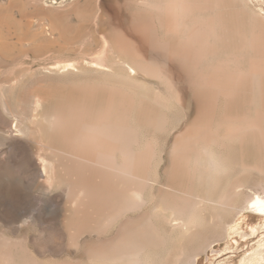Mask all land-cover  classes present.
<instances>
[{"label":"rangeland","instance_id":"rangeland-1","mask_svg":"<svg viewBox=\"0 0 264 264\" xmlns=\"http://www.w3.org/2000/svg\"><path fill=\"white\" fill-rule=\"evenodd\" d=\"M176 1L0 0V264H193L264 193V0Z\"/></svg>","mask_w":264,"mask_h":264},{"label":"bare ground","instance_id":"bare-ground-1","mask_svg":"<svg viewBox=\"0 0 264 264\" xmlns=\"http://www.w3.org/2000/svg\"><path fill=\"white\" fill-rule=\"evenodd\" d=\"M189 0H184V2L181 1H176L175 3H172V7L175 10L174 13H176L177 11H186L188 13V9L190 11V9L192 10L191 13H193V5H195L196 3L198 4V0H194L189 1ZM206 1V0H205ZM130 3V2H129ZM191 3L193 5H191ZM168 5V4H166ZM190 5L192 8H190ZM114 6V5H113ZM196 6V5H195ZM115 7V6H114ZM117 13H119V10H121L123 8V4L120 5L118 4L117 6ZM171 7V8H172ZM201 7V6H200ZM169 8V7H168ZM172 9V10H173ZM196 11H199L197 8H195ZM129 10V9H128ZM171 10V11H172ZM173 10V11H174ZM172 11V12H173ZM126 12H128L126 10ZM177 14V13H176ZM174 16H177V15ZM178 14L180 15V12H178ZM185 14V13H184ZM189 14V13H188ZM187 14V16H188ZM179 15L177 16L178 20H179ZM186 15V14H185ZM194 16V15H193ZM184 20H186V16ZM203 17V16H202ZM206 17V16H205ZM209 18V16H207ZM125 18V17H124ZM181 18V17H180ZM198 18V17H197ZM120 19V18H119ZM188 19V18H187ZM191 18H189L188 20H190ZM195 19V17L193 18ZM199 19V18H198ZM174 20V19H173ZM197 20V19H196ZM121 21V20H120ZM192 21V20H191ZM200 20H198L197 23H199ZM188 23V22H187ZM121 24V23H120ZM175 24V23H174ZM189 24V23H188ZM191 24V23H190ZM209 24V23H208ZM216 24V22H215ZM252 24V23H251ZM173 25V24H172ZM177 25V24H176ZM175 27V25H173ZM253 26V25H252ZM171 27V26H170ZM192 27H194V25H192ZM206 29H208L207 26H205ZM217 29H218V24H217ZM255 27V26H254ZM210 28V27H209ZM253 28V27H252ZM174 29V28H173ZM256 29V27H255ZM253 28V30H255ZM177 30V29H176ZM220 30V29H219ZM218 31V30H217ZM193 32V30H192ZM176 33V32H175ZM210 33V32H209ZM216 33V32H215ZM212 34V33H210ZM220 34V33H219ZM216 35V34H215ZM209 37V36H208ZM221 37V36H220ZM254 37V36H253ZM216 40L218 39L217 37H215ZM255 38V37H254ZM191 39V38H189ZM252 39V38H251ZM197 40V39H196ZM201 40V39H200ZM250 40V39H249ZM194 40H191V44L192 46H198L199 44H197V42H194ZM220 41V40H219ZM252 41V40H251ZM190 42V41H189ZM250 43V41H249ZM252 43V42H251ZM194 44V45H193ZM218 44V41H217ZM216 44V45H217ZM254 44V43H253ZM252 46V44H250ZM201 46V45H200ZM211 46V45H210ZM251 46H249L250 51H252ZM255 46V44L253 45ZM262 46V45H261ZM200 48V47H199ZM201 48L204 47L203 45L201 46ZM246 47H243V51H246L247 49ZM245 49V50H244ZM200 50V49H199ZM202 51V49H201ZM255 51V50H253ZM253 51L251 53H253ZM203 52V51H202ZM217 52V51H216ZM214 53V52H213ZM170 55V54H169ZM166 57V56H165ZM169 57V56H168ZM174 64V63H173ZM176 64V63H175ZM178 65V64H177ZM176 65V66H177ZM132 69V67H131ZM257 70V69H256ZM262 71V70H260ZM239 75V74H238ZM241 75V74H240ZM254 75V74H253ZM192 80V79H191ZM256 80V79H255ZM254 80V81H255ZM187 82V80H186ZM194 82V81H192ZM252 83H256L253 82ZM259 83V80H258ZM257 84V83H256ZM260 85V84H259ZM191 86V85H190ZM201 88V87H200ZM261 88V86H260ZM264 108V107H263ZM240 130V129H239ZM238 130V131H239ZM107 132V131H106ZM95 133V132H94ZM115 133V131H114ZM98 134V133H97ZM103 134V133H102ZM100 134V135H102ZM104 135V134H103ZM93 136V135H92ZM98 136V135H97ZM97 136H95L97 138ZM105 136V135H104ZM108 137H111L112 140H110L112 143H104V139L103 141V145H101V147L103 146L106 150L108 149V153H116V152H120V146H118V137L116 135L112 136V135H107ZM91 137V136H89ZM106 137V139L108 138ZM94 138V137H93ZM92 138V139H93ZM105 138V137H102ZM95 139V138H94ZM100 139V137H99ZM120 140V139H119ZM109 141V140H107ZM97 142V141H96ZM95 142V143H96ZM120 142V141H119ZM94 146V145H92ZM100 146V145H99ZM97 145V147H99ZM96 148V147H95ZM100 148V147H99ZM96 150V149H95ZM100 150H104V149H100ZM123 150V149H122ZM121 150V151H122ZM200 152H203V150H207L206 144H203L202 146H200ZM114 155V154H113ZM222 207V206H221ZM173 219L174 221L177 222H182L183 221V217L181 216V214H179V212L173 213ZM178 224V223H177ZM176 225V224H174ZM183 228H186V226H184ZM189 229V228H188ZM186 230V229H184ZM226 235H227V243L225 244L226 247L225 249L222 248L223 245H221L219 242L215 241L213 242L208 250H207V258L206 260H204V258L202 259L200 254H197L195 256H193L192 262L193 264H264V193L263 194H254L252 196V198L248 201V203L246 204L245 207H242V209H240L239 214L237 215V218L235 219V221L232 222V224H230L228 226V229L226 231ZM250 238H254V239H259V241L256 244L251 245L250 243ZM224 245V246H225ZM235 247H240L243 248L244 253L243 255L237 256L235 255V251L234 248ZM241 250V249H240ZM239 251V250H238ZM131 258V259H130ZM129 261L126 262L125 258L122 259H116L115 261L120 263L122 262L123 264H138L137 263V259L135 256H130L129 257Z\"/></svg>","mask_w":264,"mask_h":264}]
</instances>
